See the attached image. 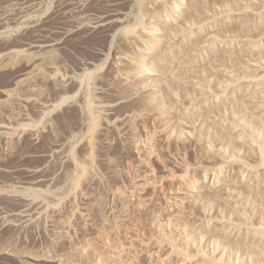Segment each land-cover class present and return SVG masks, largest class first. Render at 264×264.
<instances>
[{
	"label": "rangeland",
	"instance_id": "1",
	"mask_svg": "<svg viewBox=\"0 0 264 264\" xmlns=\"http://www.w3.org/2000/svg\"><path fill=\"white\" fill-rule=\"evenodd\" d=\"M112 1L0 0V264H264V0Z\"/></svg>",
	"mask_w": 264,
	"mask_h": 264
},
{
	"label": "bare ground",
	"instance_id": "2",
	"mask_svg": "<svg viewBox=\"0 0 264 264\" xmlns=\"http://www.w3.org/2000/svg\"><path fill=\"white\" fill-rule=\"evenodd\" d=\"M108 1V0H107ZM112 1V0H111ZM172 1V0H171ZM109 2H110V0H109ZM113 2V10L111 11H107L106 13H102L100 16H99V18L97 19V21H96V23H95V27H100V28H102V29H107V28H110L111 27V29H112V26H114L113 25V21L115 22V20H114V18L117 16V14H118V10H119V8H122V7H120V5L123 3V2H125V0H114V1H112ZM170 2V1H169ZM173 2H175V5H176V3H177V1L175 0V1H173ZM166 3V2H165ZM163 4V3H162ZM171 4V3H170ZM181 4V3H180ZM112 5V4H111ZM199 5V4H198ZM261 5V4H260ZM173 6V5H172ZM177 6H179V4L177 5ZM115 7V8H114ZM165 7H167V6H165ZM181 7V6H180ZM111 8V9H112ZM175 6H173V9L175 10ZM263 8V7H262ZM110 9V8H109ZM170 9V8H169ZM241 9V8H240ZM252 9V8H251ZM258 9H260V8H258ZM105 11V10H104ZM116 11H118V12H116ZM247 12V11H246ZM264 12V11H263ZM226 13V12H225ZM256 13V12H255ZM262 13V12H261ZM121 14V13H120ZM171 16V15H170ZM224 16V15H223ZM249 18V17H248ZM245 21V20H244ZM175 22V21H174ZM207 22V21H206ZM248 22H249V20H248ZM246 23V22H245ZM263 23H264V21H263ZM264 25V24H263ZM262 25V26H263ZM101 29V30H102ZM180 29V28H179ZM132 30V29H131ZM157 30V29H156ZM181 30V29H180ZM106 32L108 31V30H105ZM109 31H111L110 29H109ZM133 31V30H132ZM144 31V30H143ZM103 32V31H102ZM129 32V31H128ZM169 32V31H168ZM126 34V33H125ZM110 35V34H109ZM261 37V36H260ZM114 39V38H113ZM142 39V38H141ZM240 39V38H239ZM249 39V38H248ZM160 55L161 54H158L157 55V58H160ZM118 58V57H117ZM132 58V57H131ZM181 58V57H180ZM133 59V58H132ZM211 60V59H210ZM137 64V63H136ZM147 64V63H146ZM180 66H183L184 67V64H185V60H182L181 62H180ZM132 66V65H131ZM180 66H178V67H180ZM174 68V67H173ZM181 69L178 71V73L177 74H175L173 77L174 78H177L178 77V75L180 76L181 75ZM252 72V71H251ZM253 74V73H252ZM238 75V74H237ZM250 75V74H249ZM242 77H244V76H242ZM250 77V76H249ZM248 79V78H247ZM176 80V79H175ZM241 80V79H240ZM239 81V80H238ZM242 81V80H241ZM251 82V81H250ZM238 83V82H237ZM226 87V86H225ZM220 92V91H219ZM212 93V92H211ZM255 94V93H254ZM251 95V94H250ZM249 95V96H250ZM256 95V94H255ZM248 96V95H247ZM252 96V95H251ZM263 119V118H262ZM262 122H264V121H262ZM244 131V130H243ZM250 136V135H249ZM258 141V140H257ZM260 151H261V149H260ZM260 153V152H259ZM138 209V208H137ZM175 246V245H174ZM249 246H255L257 249H258V246L255 244H251V245H249ZM175 248V247H174ZM177 248V247H176ZM91 249V248H90ZM96 249V248H95ZM184 249V248H183ZM183 249H181V248H178V249H176L177 251L176 252H179V254L181 255V257H182V261L184 260V258L185 259H189V258H193V255H191L188 251H184ZM188 249V248H187ZM186 250V249H185ZM97 251V250H96ZM95 251V252H96ZM106 255V254H105ZM121 255V254H120ZM179 255V256H180ZM102 257V256H101ZM110 257V256H109ZM108 256H103V259H104V261H105V259H106V261L109 259V261H111L110 260V258H109ZM113 257V256H112ZM117 257H119V256H117ZM117 257H115V258H117ZM180 257V258H181ZM115 258H113L114 260H115ZM112 259V258H111ZM117 259H120V258H117ZM204 260H210V259H208L207 257L206 258H204ZM213 260V259H212ZM113 262V261H112ZM104 263V262H103ZM181 263H183V262H181ZM185 263V262H184ZM110 264V263H109ZM180 264V263H179Z\"/></svg>",
	"mask_w": 264,
	"mask_h": 264
}]
</instances>
